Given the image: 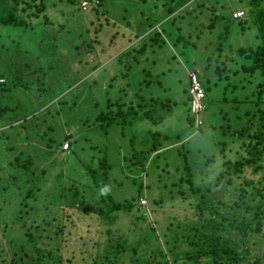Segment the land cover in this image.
Listing matches in <instances>:
<instances>
[{"label":"rangeland","instance_id":"374dc122","mask_svg":"<svg viewBox=\"0 0 264 264\" xmlns=\"http://www.w3.org/2000/svg\"><path fill=\"white\" fill-rule=\"evenodd\" d=\"M46 2L41 14L50 24L24 33L0 28L6 33L0 39V72L4 66L14 79L19 72L27 85L2 93L10 108L0 118V264H36L38 256L55 262L56 255L62 264H107L106 255L114 264H129L133 254L150 260L156 255L151 264H196L180 261L193 247L187 236L230 214L235 187L242 183L232 170L222 181L217 176L226 160L246 155L242 140L221 135L219 127L248 128L251 120L244 112L256 109L258 75L234 73L251 63L238 49L259 43L248 1L105 0L99 7L104 16L76 11L65 0ZM169 7L175 14H168ZM241 10L242 18L232 16ZM27 19L38 25L39 19ZM91 39L97 42L88 48ZM128 51L136 59L124 70L127 76L110 81ZM191 71L199 74L206 94L202 128L186 120ZM119 96L132 101L134 116L108 126L95 123L106 99ZM235 97L246 102L229 107L225 100ZM65 142L67 150L61 147ZM17 155L33 162L29 176L10 166ZM104 159L109 169L102 186L115 202H134L129 213L111 212L108 217L117 215L112 223L89 211L96 197L88 195L90 184L83 177L86 167L96 168ZM250 169L243 175L251 177ZM31 172L30 182L40 190L28 199L22 192L30 187ZM72 183L88 192L83 191L86 210L70 206V198L51 204L57 191ZM263 232L249 236L250 260L256 254L264 258ZM116 243L124 247L118 254Z\"/></svg>","mask_w":264,"mask_h":264},{"label":"trees","instance_id":"16d2710c","mask_svg":"<svg viewBox=\"0 0 264 264\" xmlns=\"http://www.w3.org/2000/svg\"><path fill=\"white\" fill-rule=\"evenodd\" d=\"M46 1L48 0H0V28L11 27L18 30L20 29L22 30L21 32L24 33L27 29H36V27H38L39 25L50 24L51 20L49 16L46 13L41 14L42 12H44V10H46ZM81 1L82 0H65V2L74 7V10L76 11L84 12L86 10L85 12H88L89 10L91 12H95L94 14L96 16H104L103 11H99V7L100 5L102 6V2L105 0H87L88 2H90V5L85 9L80 6ZM247 1L250 6L247 14H249V16H251L252 18V24L256 28V38L259 40V43L255 46L240 47L238 49V53L246 59H249L251 63L248 65L243 64L240 68V71L238 70L234 73L237 74L242 72L243 74H247L251 77L255 74L258 75L259 80L255 84L256 98L254 100L256 109L253 113L250 112L248 109L244 112V116L248 117L247 120H251L248 128L245 124L241 125L238 129L230 127L229 123L228 125L223 124L224 126H218L221 135L228 137L234 136L242 140V146H244L246 155L241 156L240 158L234 161L230 159L226 160L223 163L225 170L219 173V175L217 176V180L222 181L224 177L223 174H225L229 170H232V172H234L235 174L242 176V183H240L238 187H235L238 188L237 192L234 188L237 200H233L230 204V207L233 209L230 214L226 216L221 215L220 222L209 223L210 221H208V225L205 230L195 228L196 234L191 233L187 236L191 238V240H189L190 242H188L193 247L192 250L184 251V258L179 257L181 259L180 261L182 262L186 261L188 263L199 264L201 258L206 260L203 262V264H263L264 262V258H261L260 254H256L252 260L249 259L251 257V251L248 245L249 236L261 231L263 232L264 229V0ZM175 9L176 8L174 7H169L168 14H175ZM27 17H29L30 19H39L38 25L36 26L35 23H33L32 20L27 19ZM214 18H216V16ZM92 22L93 21L90 20L88 24L89 26L93 27V31L96 33V25H94ZM104 23L108 24V20L106 18ZM115 24L116 23L113 22L112 26ZM148 26L152 27L153 24H149ZM242 29H244V27ZM3 31L4 30L0 29V39L6 36V33ZM117 34L115 36H117ZM156 35H158V33H156ZM153 39L155 41H158L157 38ZM95 41L96 39H91L89 42L86 43V47H92V44L95 43ZM79 45L73 46V49H76ZM0 47L3 48L4 44L0 43ZM139 51L141 53L144 52V46H141ZM220 54L221 52L218 51L217 57H219ZM116 57L120 63L121 60L120 58H118V55ZM134 59H136V57H134L133 54L128 51L125 56L126 63H124V65H122V68H120V73H116L112 78H110V81H113L119 77L125 78L127 76V72L124 70H130V62ZM97 67L98 66L96 65L93 69H96ZM216 67V69L219 68L218 66ZM219 69L221 70V68ZM9 75L10 74L4 69V66H2V71L0 72V118L7 111H9L10 108L8 105L4 104L5 101L2 98L3 91L9 92L11 90L12 85L23 86L24 88L27 87V85H23L24 83L21 82L23 79L21 76H19V72H17V74L14 76L15 79L10 77ZM197 76L204 91L203 106L205 110V89L198 73ZM7 77L11 78V85L9 84ZM219 77H221V75ZM146 84H149V82L147 81ZM110 86H112V84H110ZM233 87L236 86L234 85ZM106 92L109 93L108 91ZM189 98L190 95L188 91V114L186 120L189 124L194 125L196 123V117L193 113L190 112L188 100ZM225 102H230L231 104L229 103V107L236 109L240 105L242 106L246 102V99L235 97L232 101L225 100ZM144 105L145 103H143V106ZM105 107V112H99L94 118V122L99 123L101 126H108L113 122H126L128 118L134 116L133 114L136 111L133 107L132 101L125 103L122 100L121 96L115 98L114 101H112L111 97H108L105 102ZM146 112L147 111H145L144 113ZM254 118L256 120H254ZM199 119L200 122L197 127L202 128L203 120L201 118V112L199 115ZM253 120L257 122H254ZM253 123H255L256 125L254 130L250 128ZM211 125L212 127H214L213 123ZM224 144L225 141L220 142V145L222 147L224 146ZM9 147H11L10 149H13V146ZM32 165L33 162L30 158H28L27 156H23V158H21L20 155L15 156L14 159L10 162V166H12L14 170L17 169L18 172L26 176H29V174L27 173L30 172ZM246 167L251 168L249 172L251 174V177H246L245 175H243V171ZM108 169L109 165L104 159L98 162V167H86L85 172H83V177L85 179H88V183L90 184V187H92H87L90 189V193L84 190L83 191L87 192L88 195L91 194L96 197L93 199L96 204L95 206L92 205V210L89 211L96 212L105 217H108L111 212L118 210H123L126 213H129L134 207V202L131 200L115 202L107 193L105 187H103L106 183H102L101 179H107ZM16 176L13 175V178L16 179ZM33 176L34 174H32L31 172L30 178L28 179L30 187L26 188V190L22 192V194L24 193V196L28 199L36 198L35 194L40 190L38 184L30 182L33 181ZM252 176H256V178ZM228 181L230 182L231 179H228ZM46 184L47 183H45V185ZM83 191L80 190V186L74 185L72 183L64 190L59 189L55 195V198H53L51 204H54L55 202L57 205H59L63 203L64 198H70V200L72 199V203H69L70 206L78 207L80 210H86L83 209L86 205V195L83 193ZM254 194H256L257 197H253ZM249 197L256 198V201H253V203H246L245 200ZM43 199L46 200L47 198L43 197ZM139 205L143 207L140 202ZM223 206L227 207L226 204H222V207ZM116 217L117 215L109 216L107 222L109 221L110 223H112ZM120 237L121 236H118L117 239H119ZM174 240L175 241L172 247L176 249L177 238H174ZM115 248V254L120 253V251L124 249L122 243H116ZM238 248L240 249L238 250ZM143 251L144 250H142V252ZM37 252H40V250L38 249ZM132 253H134V250L132 251ZM159 254H161V252H159ZM145 255L147 254L145 253ZM48 256H51V254ZM54 258L55 262H51V260L48 258H46L45 260L43 256H38L36 258V264L63 263V257H61L60 255H56ZM104 259L107 261V264H114L115 258L111 259L109 256L106 255ZM155 260L156 255H153L152 259L150 260L144 256L137 257L133 254V256L131 257V263L129 264H151ZM90 264H93V262H91ZM120 264L125 263L120 262ZM154 264L162 263L160 261H156Z\"/></svg>","mask_w":264,"mask_h":264},{"label":"built area","instance_id":"2783aa9c","mask_svg":"<svg viewBox=\"0 0 264 264\" xmlns=\"http://www.w3.org/2000/svg\"><path fill=\"white\" fill-rule=\"evenodd\" d=\"M89 5L90 2H88L87 0H82L80 3V6L83 9L87 8ZM242 16H243V11H235L233 13L234 18H240ZM188 81H189V95H190L189 98L190 112L193 113L196 117V123L194 125L197 127L200 122L199 119L200 112L202 113L204 111V106H203L204 91L197 76V73L195 71H191L189 73ZM67 148H68V143L65 142L62 145V149L65 150ZM140 204L144 205L142 201Z\"/></svg>","mask_w":264,"mask_h":264}]
</instances>
